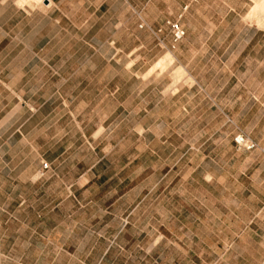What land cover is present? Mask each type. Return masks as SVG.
<instances>
[{"label": "rangeland", "instance_id": "obj_1", "mask_svg": "<svg viewBox=\"0 0 264 264\" xmlns=\"http://www.w3.org/2000/svg\"><path fill=\"white\" fill-rule=\"evenodd\" d=\"M181 1L0 0V264L235 256L215 191L187 179L197 133H211L222 114L186 92L193 80L182 63L204 31L191 27L173 44L167 21L181 24ZM230 21L221 36L235 37ZM40 163L49 170L38 174Z\"/></svg>", "mask_w": 264, "mask_h": 264}, {"label": "crops", "instance_id": "obj_2", "mask_svg": "<svg viewBox=\"0 0 264 264\" xmlns=\"http://www.w3.org/2000/svg\"><path fill=\"white\" fill-rule=\"evenodd\" d=\"M48 2L44 8L50 5ZM178 13L184 36L173 44L180 43L191 27L204 31L202 37L193 39L195 48L182 63L193 80L186 92L197 96L198 105H215L222 114L218 116H223L213 118L211 133H197L199 159L187 166V179L196 174L200 189L215 191L212 205L218 213L216 222L222 223V210L227 213L225 235L232 240L225 250L235 254L229 264H264V124L258 120L264 117V0H182ZM201 13L219 15L220 20L201 24L197 18L191 22L194 15ZM254 13L256 19H250L248 16ZM227 18H232L235 37L221 36L219 32L225 29ZM241 31L245 37H238ZM238 99V110L227 113ZM182 111L188 114L189 106L183 105ZM249 119L255 120L243 126L242 122ZM238 132L254 146L237 147L233 139ZM206 158L213 162L212 166L204 162ZM41 171L40 163L38 174ZM191 181H195L193 176ZM217 227L219 231L221 225L214 223ZM246 239L260 240L259 246L235 245Z\"/></svg>", "mask_w": 264, "mask_h": 264}, {"label": "built area", "instance_id": "obj_3", "mask_svg": "<svg viewBox=\"0 0 264 264\" xmlns=\"http://www.w3.org/2000/svg\"><path fill=\"white\" fill-rule=\"evenodd\" d=\"M167 25L170 29V32H171V37H172V40L174 42H177L179 40H181L184 36V30L181 28V26L179 25V23L177 22H170V21H167ZM234 143L237 147H243V148H246V149H250L254 146L253 143H251L250 141H248L243 135L241 134H237L235 137H234ZM48 168V165L47 163H42L41 164V174H43V171L46 170Z\"/></svg>", "mask_w": 264, "mask_h": 264}, {"label": "bare ground", "instance_id": "obj_4", "mask_svg": "<svg viewBox=\"0 0 264 264\" xmlns=\"http://www.w3.org/2000/svg\"><path fill=\"white\" fill-rule=\"evenodd\" d=\"M262 2V1H261ZM263 4V3H262ZM260 6V5H259ZM258 9H260V8H258ZM166 54H168V53H166ZM167 56H169V55H167ZM166 58V57H165ZM164 58V59H165ZM161 62V61H160ZM156 64H158V62L156 63ZM153 68V67H152ZM179 72H180V70L178 69V74H179ZM181 73V72H180Z\"/></svg>", "mask_w": 264, "mask_h": 264}]
</instances>
